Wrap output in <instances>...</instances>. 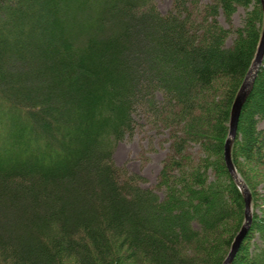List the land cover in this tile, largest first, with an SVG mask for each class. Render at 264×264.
<instances>
[{
    "label": "trees",
    "instance_id": "16d2710c",
    "mask_svg": "<svg viewBox=\"0 0 264 264\" xmlns=\"http://www.w3.org/2000/svg\"><path fill=\"white\" fill-rule=\"evenodd\" d=\"M208 2L0 0V264H223L245 220L224 144L264 10ZM261 122L264 61L232 147L252 207L232 264H264ZM144 127L169 142L150 188L113 159Z\"/></svg>",
    "mask_w": 264,
    "mask_h": 264
},
{
    "label": "rangeland",
    "instance_id": "374dc122",
    "mask_svg": "<svg viewBox=\"0 0 264 264\" xmlns=\"http://www.w3.org/2000/svg\"><path fill=\"white\" fill-rule=\"evenodd\" d=\"M199 1L203 4L209 3L208 0ZM155 5L162 15H167L173 10V0H155ZM244 15L245 11L240 8L234 17L235 26H242ZM220 22L226 26L222 19ZM228 43L231 44V40ZM5 114L6 109L2 108L0 104V119ZM259 127L263 128L264 122H261ZM164 136L168 138L166 132ZM167 154H169V142H165L163 136L156 138L153 131L151 132L148 127H144L137 129L131 139H126L117 144L113 159L117 166L125 167L131 173L142 176L146 181L142 186L150 188L156 184ZM159 195L163 198L162 193ZM71 264H74L73 261ZM127 264L135 263L129 261Z\"/></svg>",
    "mask_w": 264,
    "mask_h": 264
},
{
    "label": "water",
    "instance_id": "95a60500",
    "mask_svg": "<svg viewBox=\"0 0 264 264\" xmlns=\"http://www.w3.org/2000/svg\"><path fill=\"white\" fill-rule=\"evenodd\" d=\"M261 4L264 10V0H261ZM263 61H264V28H263L261 40L257 48V52L253 60V63L233 103L230 122H229V131H228V135H227V138L224 144V161H225L227 170L230 173L234 183L240 190L243 196V199H244L245 220H244V223L240 231L236 235L232 243L231 249L226 259L224 260L223 264H232L252 224L251 192L248 186L246 185V183L239 176L235 168V165L232 159V147L237 137L238 124H239V119L241 116L242 108L254 88V85H255V82H256V79H257V76H258V73H259V70L261 68Z\"/></svg>",
    "mask_w": 264,
    "mask_h": 264
}]
</instances>
